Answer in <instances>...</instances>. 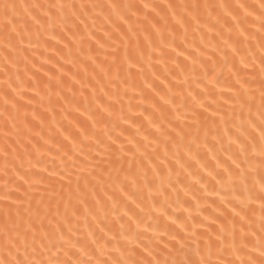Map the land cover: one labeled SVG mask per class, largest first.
Here are the masks:
<instances>
[{"label": "snow or ice", "instance_id": "6c2138e0", "mask_svg": "<svg viewBox=\"0 0 264 264\" xmlns=\"http://www.w3.org/2000/svg\"><path fill=\"white\" fill-rule=\"evenodd\" d=\"M0 49V264H264V0H0Z\"/></svg>", "mask_w": 264, "mask_h": 264}, {"label": "bare ground", "instance_id": "6f19581e", "mask_svg": "<svg viewBox=\"0 0 264 264\" xmlns=\"http://www.w3.org/2000/svg\"><path fill=\"white\" fill-rule=\"evenodd\" d=\"M16 2L17 3H33V2H36V0H16ZM39 2L40 3H49V2H57V3H59V2H63V3H75V4L79 5L80 3L88 4V3H94V2H103V0H39ZM250 2L259 3V0H250ZM36 51H37V54H39L42 51V48L41 49H37ZM2 54H3V50L0 49V56H2ZM21 67H23V65H21ZM129 95L131 96L132 93H129ZM132 104H133V108L135 109L136 100H133ZM124 106H125V114H127V106H128L127 105V98L125 99ZM117 109H118V106H117ZM0 164H2V161H0ZM50 166L51 165H49V167ZM173 199H174V197H173Z\"/></svg>", "mask_w": 264, "mask_h": 264}]
</instances>
